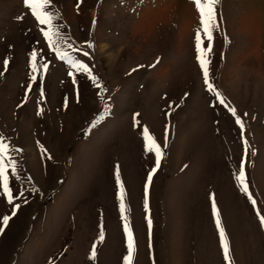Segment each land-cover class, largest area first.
Listing matches in <instances>:
<instances>
[{"label":"rangeland","instance_id":"obj_1","mask_svg":"<svg viewBox=\"0 0 264 264\" xmlns=\"http://www.w3.org/2000/svg\"><path fill=\"white\" fill-rule=\"evenodd\" d=\"M218 9L229 43L215 40L212 73L227 102L248 113L246 180L255 206L234 178L244 156L238 126L223 106L212 107L195 59L198 13L191 0H54V24L74 48L90 53L73 55L89 64L105 91L86 73L68 76L71 69L48 47L23 0H0V141L9 145L5 156L17 161L9 186L21 203L11 216L14 204L0 190V219L11 216L0 224V264H125L117 165L134 239L130 264H225L212 195L232 264H264L256 215H264V11L254 39L250 28L244 32L246 0H222ZM258 45L256 57L238 66ZM138 65L144 67L132 71ZM105 104L108 114L93 127ZM144 127L162 147L168 130L147 209L155 156L144 148Z\"/></svg>","mask_w":264,"mask_h":264},{"label":"snow or ice","instance_id":"obj_2","mask_svg":"<svg viewBox=\"0 0 264 264\" xmlns=\"http://www.w3.org/2000/svg\"><path fill=\"white\" fill-rule=\"evenodd\" d=\"M24 5L27 9L31 10L32 16L35 17L36 21L40 26V32L43 35L44 39L47 41L48 47L54 53L55 57L60 61L65 62V64L71 69L68 72V76L72 77L74 73H86L88 77L95 82L96 86L100 91H105L106 89L102 88L99 84V80L95 75H92V69L89 67V64L84 62L82 59L77 58L76 55H73V52H79L83 57H88L90 53L88 51H83L81 49H76L73 47V44L70 42V37L66 35L63 31V26L59 24H54V19L56 15L51 6L54 3V0H23ZM191 3L194 5L196 13H198V25L194 29V48H195V59L199 64L203 75L204 85L206 90L212 94L216 103L212 107L223 106L234 118L235 125L238 126V134L241 139V142L244 146V156L239 160L238 163V173L234 175L235 180L238 182L239 191L243 194H247L248 200L253 206L256 205V201L252 199L251 194L249 193V185L246 180V158L249 154V142L245 138V119L244 117L248 116V113H243V116L238 114L237 109L231 106L225 97L218 90V87L214 83V76L212 73L213 67V56H214V43L218 36H222L225 45L229 43V37L225 25L227 23L226 18L222 12L218 9V5L222 4V0H191ZM23 16L17 17V20H22ZM95 23V21L93 22ZM46 26V27H44ZM88 48H93L94 45L92 42H87ZM39 53L36 50H33L31 53L30 65L33 72L37 69V56ZM223 59V54H221ZM160 62V58H157V61L149 67H155L156 64ZM9 61L4 59V67L7 68ZM43 68L47 69L48 65L43 64ZM144 67L143 65H138L136 71L139 68ZM3 73H0L2 75ZM32 81L38 82V79L35 75L31 76ZM76 81L74 80L73 83ZM45 95L43 89H41V98ZM187 96V93H185ZM110 105H104V111L101 112L100 116L92 122L93 127L99 123L100 120H103L105 115L108 114V109ZM172 107V105H170ZM39 114V113H38ZM139 114L136 113L133 116V121L135 125L139 124V121L136 120V117ZM255 119V117H253ZM142 136L144 140V148L147 153L154 154L155 164L152 169L148 172L147 181L145 183V208L147 209V195L149 183L152 181L153 175L157 172L161 166L162 158L165 154L164 150L168 147V130L165 131V139L163 147L159 144L154 138L147 127L143 128ZM9 149V145L4 144L0 141V190L4 193V196L7 198L8 204H14L12 208L11 216H15L17 210L21 207V203L16 202L17 192L14 191L9 186V173L15 175L18 173L17 161L5 156V152ZM255 155L254 152H252ZM115 180L119 188V211L121 214V219L124 221V232L127 237V254L124 256L125 264H130L132 260L133 248H134V239L131 229L127 223L126 215V203L124 196V185L120 178V169L119 165L115 169ZM18 196L23 203H27V200L24 198V192H18ZM211 199V212L215 220V225L218 231L219 243L223 253V259L225 264H232V257L230 254V246L228 239L226 237V231L223 227L220 219V211L217 207L214 195L210 197ZM256 215L259 219L260 226L264 228V215L257 210ZM9 215H3L0 219V224L8 225L11 219ZM148 225L151 229L152 221L148 219ZM4 227L0 226V233L4 232ZM100 239H103V233L100 234ZM151 246V245H150ZM95 249V245H94ZM93 256L95 251L93 250Z\"/></svg>","mask_w":264,"mask_h":264},{"label":"bare ground","instance_id":"obj_3","mask_svg":"<svg viewBox=\"0 0 264 264\" xmlns=\"http://www.w3.org/2000/svg\"><path fill=\"white\" fill-rule=\"evenodd\" d=\"M248 4V8H249V14H247L245 16V19H243L244 21H246V24H244V32L248 31V28H250V31L252 32V35L254 36V39H258L260 33H261V29L259 26V21H260V17H262V12L264 11V0H246V5ZM248 27V28H247ZM259 42V41H258ZM258 46H255L253 49H250L249 52L250 54H245L241 57V59L238 60L237 64L238 66L241 65V63L246 62L245 65H248L250 61H252L255 57H256V51L258 49ZM252 54H255L254 57H251ZM249 56V58H247V56ZM253 58V59H252ZM245 68V67H244Z\"/></svg>","mask_w":264,"mask_h":264}]
</instances>
